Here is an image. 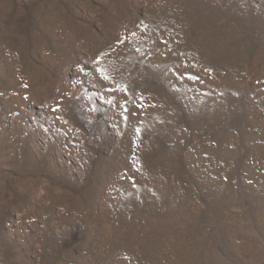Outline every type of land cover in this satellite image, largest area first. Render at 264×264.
I'll list each match as a JSON object with an SVG mask.
<instances>
[{"label":"rangeland","instance_id":"rangeland-1","mask_svg":"<svg viewBox=\"0 0 264 264\" xmlns=\"http://www.w3.org/2000/svg\"><path fill=\"white\" fill-rule=\"evenodd\" d=\"M0 264H264V0H0Z\"/></svg>","mask_w":264,"mask_h":264}]
</instances>
